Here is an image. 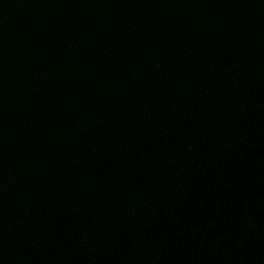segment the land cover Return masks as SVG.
<instances>
[{"label":"water","instance_id":"water-1","mask_svg":"<svg viewBox=\"0 0 264 264\" xmlns=\"http://www.w3.org/2000/svg\"><path fill=\"white\" fill-rule=\"evenodd\" d=\"M0 264H264V0H0Z\"/></svg>","mask_w":264,"mask_h":264}]
</instances>
